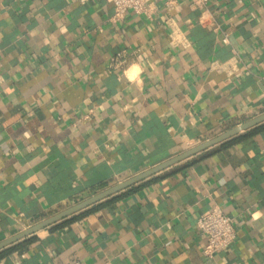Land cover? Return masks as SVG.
<instances>
[{
  "label": "crops",
  "instance_id": "0c3cea01",
  "mask_svg": "<svg viewBox=\"0 0 264 264\" xmlns=\"http://www.w3.org/2000/svg\"><path fill=\"white\" fill-rule=\"evenodd\" d=\"M114 14L106 0H0V243L264 113V0ZM260 125L0 264H264ZM213 207L236 237L208 257L196 225Z\"/></svg>",
  "mask_w": 264,
  "mask_h": 264
},
{
  "label": "water",
  "instance_id": "95a60500",
  "mask_svg": "<svg viewBox=\"0 0 264 264\" xmlns=\"http://www.w3.org/2000/svg\"><path fill=\"white\" fill-rule=\"evenodd\" d=\"M264 123V113L258 117H255L249 121H246L212 139H209L205 142H203L202 144L200 145H197L196 147L182 153L181 155L175 157V158H172L168 161H166L165 163H162L161 165H158L157 167H154L144 173H141L135 177H132L118 185H115L114 187H111L101 193H98L84 201H81L75 205H73L72 207H69L67 208L66 210L60 212V213H57L39 223H37L36 225L30 227L29 229L3 241L0 243V250L10 246L11 244L15 243V242H18L19 240H22V239H25L29 236H32L34 234H36L38 231L40 230H44L62 220H65L67 219L68 217L74 215V214H77L95 204H98L100 202H102L103 200L105 199H108L109 197L113 196V195H116L117 193L119 192H122L124 191L125 189L137 184V183H140L142 181H144L145 179L153 176V175H156L157 173L183 161L184 159H187L191 156H194L195 154H198L204 150H206L207 148L209 147H212L216 144H219V143H222L244 131H247L257 125H260Z\"/></svg>",
  "mask_w": 264,
  "mask_h": 264
},
{
  "label": "built area",
  "instance_id": "2783aa9c",
  "mask_svg": "<svg viewBox=\"0 0 264 264\" xmlns=\"http://www.w3.org/2000/svg\"><path fill=\"white\" fill-rule=\"evenodd\" d=\"M83 1V0H82ZM114 6V19H120L128 11L146 12L147 0H106ZM165 7L172 9L179 0H161ZM197 8H204V0H188ZM197 229L204 239L203 254L211 257L215 253L229 248L235 240L236 233L232 219L218 207H213L201 215L197 221Z\"/></svg>",
  "mask_w": 264,
  "mask_h": 264
},
{
  "label": "trees",
  "instance_id": "16d2710c",
  "mask_svg": "<svg viewBox=\"0 0 264 264\" xmlns=\"http://www.w3.org/2000/svg\"><path fill=\"white\" fill-rule=\"evenodd\" d=\"M261 128H264V124L258 126V128H256V131H258V130L261 129ZM256 131H250V132H248L247 134L242 135V136H239L238 138H235V139H233V140H231V141L241 140V139L244 138L245 136H247V135H249V134H253V133L256 132ZM132 189H134V188H131V189L127 190L126 193H127V192H130ZM114 198H116V197H114ZM101 205H103V203L100 204L99 206H101ZM97 207H98V206H97ZM94 208H96V207H93V209H94ZM87 212H89V210L86 211L85 213H87ZM83 213H84V212H83ZM33 239H34V237H29V238L23 240L22 243H19L18 245H15V246H13V247H11V248H9V249L3 251L2 253H0V256L6 254V253H8V252H11V251H13V250H22V249L24 248V246H25L26 244L30 243Z\"/></svg>",
  "mask_w": 264,
  "mask_h": 264
}]
</instances>
